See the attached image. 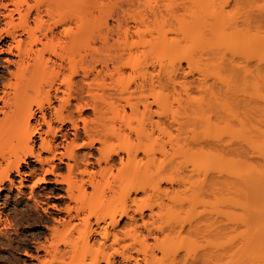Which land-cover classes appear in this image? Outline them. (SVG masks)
<instances>
[{"label": "bare ground", "instance_id": "1", "mask_svg": "<svg viewBox=\"0 0 264 264\" xmlns=\"http://www.w3.org/2000/svg\"><path fill=\"white\" fill-rule=\"evenodd\" d=\"M4 1L0 3V192L6 182L9 193L18 187L11 179L13 172L20 187L30 180L29 200L41 196L35 188L49 182L47 176H53L51 193L64 192L59 196L62 205H52L58 217L32 218L17 212L44 223L48 231L44 236L29 235L18 245L33 248L37 264H168L167 234L162 225L155 226L154 209L162 208L163 198L153 200L152 191L167 196L165 185L176 181L166 161L170 73L182 69V61L191 65L204 56H264L263 4L260 0ZM182 85L186 90L199 87L194 80ZM226 116L216 123L207 121L205 129L213 132H201L205 135L197 143L206 146L214 130L219 131L215 135L238 130L228 120L230 110ZM238 121L244 132L245 120ZM185 125L180 123L178 129ZM215 149L209 153V164H222L207 170L209 184L221 180L227 185L233 150L228 144ZM28 158L38 166L29 167ZM22 164L27 172L20 171ZM261 173L258 177L264 179ZM246 180L243 185L250 188ZM256 190L255 195L264 198V189ZM140 193L145 197H137ZM117 200L116 208L105 209ZM137 215L146 231L137 233L140 239ZM121 222L123 229L118 227ZM209 261L208 254H201L191 264Z\"/></svg>", "mask_w": 264, "mask_h": 264}, {"label": "rangeland", "instance_id": "2", "mask_svg": "<svg viewBox=\"0 0 264 264\" xmlns=\"http://www.w3.org/2000/svg\"><path fill=\"white\" fill-rule=\"evenodd\" d=\"M3 1L0 0V3ZM260 3L264 6L263 0H260ZM229 55L227 53L222 59L219 56L206 59L204 56L203 59L194 60L191 65L182 61V69L175 74L170 73L172 81L168 88L170 109L167 120L170 134L166 139V161L169 173L176 181L165 185L168 189L167 196L152 191L153 200L163 198L162 208L156 206L154 209L158 212V217L154 219L155 226L162 225L168 237V264H191L193 258L201 254H208L209 264H264V198L262 194L255 195L256 189L262 191L261 193L264 189V179L258 177L260 172L264 174V56L258 54L254 59H248L245 56ZM1 70L3 71V68L0 64V72ZM184 80H194L199 87L186 90L182 85ZM53 105L57 103L54 101ZM227 110L231 113L228 120L232 121L233 127L238 129L237 132L222 131L215 135L217 130H214V134L210 133L213 138L208 140V146L198 144L200 135L212 130L205 129L206 122L223 121L227 117ZM238 119H244L246 122L244 132L240 131ZM30 123L32 124L33 120H30ZM180 123L187 125L178 129ZM192 123L197 125L195 129L188 126ZM199 124H203L204 128L198 127ZM44 128L42 126V129ZM243 133L245 137L241 136ZM33 140L37 146V135ZM226 144L233 150L230 155L231 172L228 184H222L220 180L215 186H210L211 174L209 175L207 170L213 165L209 164V153L216 150L215 147L220 150ZM26 162L29 167L38 166L32 158H28ZM221 164L222 162L218 161L213 167L217 168ZM61 165V171L64 172L65 166ZM20 171H28L25 164H22ZM11 175L19 190L12 188L9 193V184L6 182V188L0 192V264H37L33 248L20 247L19 240L29 239V235L36 233L44 236L48 231L43 227L44 223L28 220L17 212L24 211L31 214L32 218L45 214L47 217H58L57 210L52 208V205H62L63 199L59 196L64 192L56 190L51 193L49 189L54 186L53 176H47L49 182L35 188L41 196L29 200L30 180L24 181V186L20 187L17 183L19 177L15 172ZM242 176L245 181L246 178L249 180L250 188L249 184L245 183L248 188L243 185ZM258 182H261L260 185ZM138 196L141 199L145 197L142 193ZM226 198L229 200H224ZM34 201L38 203L36 207ZM119 203L118 200L114 201L108 206L110 209H105L111 211ZM26 204L30 205L29 210ZM145 216L143 220L146 219ZM136 220L139 225L136 234L140 232L142 235L146 231L144 225L140 226L142 220L139 215ZM122 222L118 226L119 229H123ZM140 234H137L139 239ZM7 239L12 244L9 245ZM139 245L136 249L140 248ZM26 252L31 254V258L25 255ZM38 255L42 257V252ZM134 255L141 257V254Z\"/></svg>", "mask_w": 264, "mask_h": 264}]
</instances>
